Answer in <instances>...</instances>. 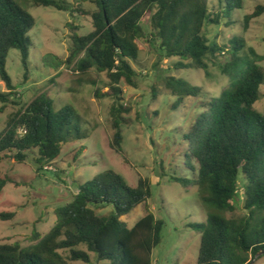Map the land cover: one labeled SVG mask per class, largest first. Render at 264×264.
Wrapping results in <instances>:
<instances>
[{"label": "trees", "instance_id": "16d2710c", "mask_svg": "<svg viewBox=\"0 0 264 264\" xmlns=\"http://www.w3.org/2000/svg\"><path fill=\"white\" fill-rule=\"evenodd\" d=\"M216 1L219 11L212 8ZM50 7L68 12L65 0H0V78L8 93L0 92L3 106L18 97L7 71L10 52H20L25 70H29L35 18L24 7ZM93 13L74 8L81 15L91 16L92 31L81 36L71 24L73 49L60 63L75 65L80 77L92 72L106 73L114 103L111 109L114 134L110 147L125 163L123 125H130L123 114L121 84L137 88V63L140 49L137 41L143 35L146 20L151 38L159 42L165 58H178L176 69L202 70L210 76V63L228 53L229 61L222 73L230 86L219 97L206 96L203 89L184 79L169 77L165 88L176 97L175 106L187 98L196 100L200 110L183 135L186 149L182 163L172 173L162 171L161 178L184 188L199 189L201 201L208 210L206 223L193 225L202 234L197 264H252L264 256V114L255 108L264 85V55L247 47L243 38L231 40L230 50L210 41L207 30L229 20L235 10L244 8V0H93ZM264 7L246 16L245 27L259 17ZM226 24V25H228ZM186 62V63H185ZM95 85V82H93ZM97 98L103 97L100 89ZM16 103V102H15ZM17 105V104H16ZM19 105V104H18ZM80 116L72 106L56 110L54 101L40 95L22 106L0 133V164L8 160L23 165L32 158L38 169L54 164L65 145L86 140ZM178 174H180L178 176ZM59 175H57L58 177ZM25 184L11 175H0V195L5 187ZM239 191L244 196L243 217L228 219L235 210ZM150 180L139 177L131 187L113 170L104 171L80 184L72 201L55 209L56 222L46 235L37 231L32 244L0 245V264H70L91 262V254L106 264H153V250L160 246L165 223L150 210ZM144 205L147 214L132 228L122 218ZM111 207L112 211H99ZM14 212L0 214L10 221ZM62 252H67L65 257Z\"/></svg>", "mask_w": 264, "mask_h": 264}, {"label": "rangeland", "instance_id": "374dc122", "mask_svg": "<svg viewBox=\"0 0 264 264\" xmlns=\"http://www.w3.org/2000/svg\"><path fill=\"white\" fill-rule=\"evenodd\" d=\"M65 1L70 7L68 12L50 7H34L31 2L24 7L36 20V26L30 33L32 47L29 70L23 67L20 52L11 51L7 71L18 97H11L14 103L6 106L0 103V133L22 106L40 95H46L54 101L56 110L65 106L77 110L81 129L88 138L65 145L56 162L42 170L38 169L32 158L23 165L10 160L0 164V175H11L16 181L25 184L21 187L8 184L0 195V214H16L13 220H0V245L19 243L22 247L30 246L34 231L42 235L50 232L56 222L55 209L70 203L80 184L104 171L113 170L131 187H137L139 177L150 180L152 197L147 204L156 218L165 223L162 242L153 250L152 263L197 264L202 234L193 229V225L206 223L208 210L201 201L197 187L186 189L171 182L169 176L161 178V174L162 171L172 173L182 163V154L186 149L183 135L200 110L195 106L197 101L192 98H187L183 105L176 107L177 98L165 88V79L175 77L201 87V100L206 96L219 97L230 86V80L222 73V66L229 61L228 53L210 63L209 77L202 70H177L175 66L179 59L165 58L159 42L151 38L147 21L142 23L143 35L137 41L139 59L137 63L132 62L139 74L138 86L133 88L124 82L121 84L124 91L123 106L130 110L122 115L130 122V125H123V149L127 164L110 147L114 134L111 116L114 100L109 95L107 74L92 72L83 78L75 72L74 64L67 66L60 63L69 58L73 49L74 33L70 25L75 24L81 36L92 31L91 16L81 15L74 8L89 13L95 10L93 0ZM244 2L242 10H235L230 15L233 24H228V19L222 20L219 26L208 28L207 36L210 41L215 40L228 50L231 40L243 38L247 47L264 55V12L245 27L246 16L264 7V0ZM212 8L219 11L216 1L212 2ZM260 65L264 68V61ZM97 88L105 94L103 97H96ZM0 92H9L1 78ZM255 108L264 114V85ZM243 206L244 196L239 191L235 210L225 216L228 219L243 217L246 214ZM111 211L109 207L99 213ZM146 214L145 206L141 205L123 217L122 221L132 228ZM62 253L68 256L67 252ZM70 264L86 263L79 261ZM89 264L106 263L98 262L96 256L91 254ZM252 264H264V256L256 258Z\"/></svg>", "mask_w": 264, "mask_h": 264}]
</instances>
